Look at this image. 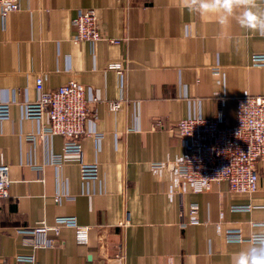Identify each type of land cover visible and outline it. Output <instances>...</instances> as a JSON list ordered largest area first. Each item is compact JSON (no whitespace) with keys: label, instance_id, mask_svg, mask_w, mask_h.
<instances>
[{"label":"crops","instance_id":"crops-1","mask_svg":"<svg viewBox=\"0 0 264 264\" xmlns=\"http://www.w3.org/2000/svg\"><path fill=\"white\" fill-rule=\"evenodd\" d=\"M87 9L104 39H73V20ZM255 54H264V0H20L0 17V101L10 102L0 163L11 178L10 196L0 198V263L32 252L40 264L261 263L264 241L253 236L264 234V161L252 194L227 181L173 187L183 151L177 122L219 110L234 121L237 97L264 94ZM117 61L123 72L110 68ZM40 74L46 88L86 86L83 160L98 164L96 178L63 158V136L26 115ZM240 204L250 208L234 209ZM65 215L89 227L87 243L61 225L49 233L56 245L34 248L19 231ZM231 230L244 239H229Z\"/></svg>","mask_w":264,"mask_h":264},{"label":"built area","instance_id":"built-area-1","mask_svg":"<svg viewBox=\"0 0 264 264\" xmlns=\"http://www.w3.org/2000/svg\"><path fill=\"white\" fill-rule=\"evenodd\" d=\"M20 0H0V17L19 8ZM76 41L104 39L99 18L94 9L81 10L73 20ZM118 41V40H113ZM254 64L264 65V54L253 56ZM110 68L123 72L122 61L110 62ZM45 75L36 78L37 97L25 104L26 115L40 122L44 134H59L65 139L63 158L77 159L81 164L83 178H96L98 164L83 160V137L87 134L90 115L86 86L70 80L57 88L45 87ZM95 100V98H94ZM119 107L118 102L112 104ZM10 117V102L0 101V120ZM177 132L183 145L182 153L173 160L174 188L183 190H209L215 182L227 181L234 192L255 193L258 190V163L264 161V94L246 93L237 97L235 120L230 121L223 110L213 116H188L177 122ZM9 165L0 163V198L10 196ZM173 190V188H172ZM249 205H235L245 210ZM193 207L192 212L195 211ZM194 221L196 218H193ZM76 230L77 240L87 243L89 227L80 225L75 216L56 218L55 225L45 221L34 227H20L21 233L30 235L34 248L56 245L55 237L60 226ZM228 238L243 240L239 231L231 230ZM254 241H264V234L253 236ZM123 255L118 257L122 261ZM0 264H40L34 252L18 254L14 261ZM261 264V263H255Z\"/></svg>","mask_w":264,"mask_h":264},{"label":"clouds","instance_id":"clouds-1","mask_svg":"<svg viewBox=\"0 0 264 264\" xmlns=\"http://www.w3.org/2000/svg\"><path fill=\"white\" fill-rule=\"evenodd\" d=\"M245 261H246V264H253V261L248 257H245ZM261 264H264V260L261 261Z\"/></svg>","mask_w":264,"mask_h":264}]
</instances>
